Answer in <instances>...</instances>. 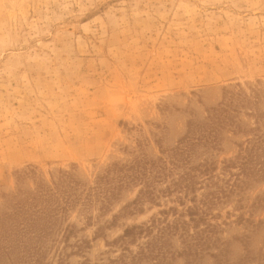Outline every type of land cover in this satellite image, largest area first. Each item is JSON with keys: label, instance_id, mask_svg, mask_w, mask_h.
I'll use <instances>...</instances> for the list:
<instances>
[{"label": "rangeland", "instance_id": "obj_1", "mask_svg": "<svg viewBox=\"0 0 264 264\" xmlns=\"http://www.w3.org/2000/svg\"><path fill=\"white\" fill-rule=\"evenodd\" d=\"M239 87L264 92V0H0V209L2 194L59 183L63 172L86 190L115 168V181L102 185L107 194L115 187L114 200L108 209H101L106 199L85 211L76 204L66 218L76 234L61 252L65 264L83 260L74 255L78 246L90 264H119L120 244L106 243L160 217L175 206V194L157 205L135 201L143 185L118 191V169L136 158L168 160L188 123L201 122ZM249 110L238 115L245 125ZM241 140L230 133L221 151H211L217 173ZM162 183L157 190L168 182ZM252 185L243 207L264 192ZM238 199L213 210L216 223H228L212 237L216 246L167 264H264V208L246 215L254 223L247 225L237 221L247 211L237 209ZM82 215L94 220L85 226ZM128 248L130 261L139 248Z\"/></svg>", "mask_w": 264, "mask_h": 264}, {"label": "trees", "instance_id": "obj_2", "mask_svg": "<svg viewBox=\"0 0 264 264\" xmlns=\"http://www.w3.org/2000/svg\"><path fill=\"white\" fill-rule=\"evenodd\" d=\"M247 108L252 109L247 111L252 119L250 125L238 119ZM205 113L201 122L188 123V131L170 150L168 160L164 157L151 161L136 158L118 169L124 171L118 177V191L128 185H143L135 201L144 198L157 205L156 200L171 198L175 194V206L162 210L160 217L145 225L127 227L122 235L106 243L109 248L120 244L123 252L116 259L119 264H167L176 256L201 257L203 250L216 246L212 237L228 224L226 221L216 223L219 215L212 214L215 207L238 195L237 209L247 208V211H242L236 218L247 225L254 223L245 216L250 217L253 210L264 208V198H261L264 192L263 196L257 195L250 206L240 204L242 194L253 186L252 183L259 185L257 187L264 185V92L253 87L250 93H246L239 87L228 92L216 108ZM230 133H241L242 140L234 143L236 153L223 160L221 173H217L218 163L211 151H221L224 136ZM203 154L207 155L202 159ZM113 170L108 168L105 174L97 177L98 186L86 190L81 189L69 172H63L59 183H42L35 189L27 186L2 194V208L5 210L0 212V264H65L68 256L61 251L69 238L76 234L75 225L66 223L69 212L79 202L85 211L103 199L106 201L101 209H108L117 193L109 191L111 186L107 194L102 185L103 179L106 183L115 181ZM26 176L27 173H23L19 179ZM160 182L168 183L159 191L156 185ZM199 190L202 191L200 195L197 194ZM170 213L173 219L168 217ZM82 216L85 226L94 220L91 215ZM190 228L194 230L192 233ZM100 230L101 227L97 232ZM141 236L146 240L140 245L137 241ZM174 238L182 245L179 250L172 242ZM85 244L88 247V243ZM132 244L139 249L135 253L130 251L131 259L127 261L125 252ZM169 247L176 251L169 250ZM52 252L55 262L49 259ZM74 255L83 258L78 264H90L84 256L83 246H78ZM110 263L115 264L114 261Z\"/></svg>", "mask_w": 264, "mask_h": 264}]
</instances>
